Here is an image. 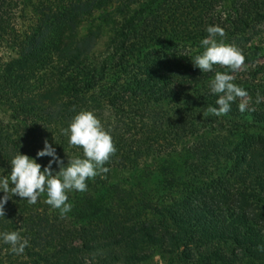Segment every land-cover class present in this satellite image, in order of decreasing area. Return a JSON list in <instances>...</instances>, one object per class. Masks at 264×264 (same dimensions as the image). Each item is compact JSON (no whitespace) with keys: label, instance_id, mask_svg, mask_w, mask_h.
<instances>
[{"label":"trees","instance_id":"obj_1","mask_svg":"<svg viewBox=\"0 0 264 264\" xmlns=\"http://www.w3.org/2000/svg\"><path fill=\"white\" fill-rule=\"evenodd\" d=\"M209 26L242 51L249 75L194 66ZM105 37L104 51L93 52ZM3 46L14 55H0V108L29 140L19 146L0 133V177L14 158L4 142L41 169L51 159L37 157L45 141L64 166L82 158L61 130L91 111L116 153L107 173L86 181L83 197L93 203L108 191L124 208L89 227L56 218L34 227L21 234L29 243L21 255L0 237V264H264V99L256 102L264 97V0H0ZM217 71L248 92L249 110L241 113L238 99L226 115L204 116L218 107L209 87ZM146 159L158 162L154 170ZM139 165L142 175L124 189L110 177ZM133 188L142 198L135 204L126 193ZM25 201L12 197L5 213L41 207ZM13 230L6 224L0 234Z\"/></svg>","mask_w":264,"mask_h":264},{"label":"clouds","instance_id":"obj_2","mask_svg":"<svg viewBox=\"0 0 264 264\" xmlns=\"http://www.w3.org/2000/svg\"><path fill=\"white\" fill-rule=\"evenodd\" d=\"M207 37L200 44L204 48L202 54L196 55L192 60L195 67L201 72H212L214 66L225 68L235 73L245 68V56L234 45L224 43L225 31L219 26H209L206 29ZM221 38L219 41L217 38ZM234 76L228 72L217 71L210 81L212 94H217L216 105L209 106L204 116L209 114L216 117L226 115L233 102L239 99L238 109L241 113L248 109L249 94L242 87L233 83ZM264 99L257 94V103ZM62 135L68 137L71 148L82 150L83 157H74L63 165L55 154V149L44 142V149L37 152V157H51L48 165L41 171V165L27 155L17 154L11 160V172L0 177V217H4V206L13 196L26 200L34 205L42 194H46L45 203L53 210H58L60 218H66L72 205L68 203L67 193L87 191V180L95 179L109 169L104 167L116 153V148L109 131L105 130L101 121L91 111H81L75 115ZM56 163L59 171L53 174L52 164ZM5 244L10 245V251L16 255L24 253L29 246L28 240L22 238L19 232H5L0 234Z\"/></svg>","mask_w":264,"mask_h":264},{"label":"rangeland","instance_id":"obj_3","mask_svg":"<svg viewBox=\"0 0 264 264\" xmlns=\"http://www.w3.org/2000/svg\"><path fill=\"white\" fill-rule=\"evenodd\" d=\"M107 38L108 37L97 39L95 45H92L93 46V52H98V51L103 52L104 49L106 48L107 44H108ZM0 55L3 56L4 58H7V57L10 58L14 54H13V51H11L10 49L5 48V46H3L0 49ZM252 69H253V67H249L247 65V66H245L244 69H242L241 71H238L237 74H239L240 76H246V75H249V72H251ZM259 75L260 74H258L257 76H259ZM1 123H2V125H1ZM9 123H10L9 111H7L6 108L5 109L0 108V133L7 134L9 136L12 135V140H16L18 142L19 146H20L21 142H22V144H26L27 141L29 140L28 136L24 132H21L20 128H18V127H14L12 129V127L7 126V125H10ZM14 135H15V137H14ZM4 145H5V148L9 149L7 152L10 153V156L14 157L13 156L14 152L17 151L18 149H15V150L11 149L9 146L10 145L9 143L4 142ZM21 148L22 147H20V149ZM20 154L21 155H27L30 159L34 158L31 155V153H29V152L26 153V151H20ZM67 158H69V156H67ZM35 161H37V160H35ZM143 162H145V164H147V165H151V167H152L151 170H154V168L158 164V162L155 159L154 160L146 159ZM48 163H49V161L47 160L45 162V165H48ZM67 163L68 162H66L65 166H67ZM143 164L144 163H142V165ZM141 168L142 167L139 165V167L136 170H134L135 168L134 169L132 168L129 170H127V169H112L110 171V177H111V179H113L115 181H119L121 179L119 181V183H120L119 188L124 189L126 187V183L131 182L130 177L132 175H136V174H139L140 176L142 175L141 174ZM43 169H44V167L41 170H43ZM51 170H52L53 174H55L59 171V168L57 167L56 163L52 164ZM125 180H127L126 183H124ZM123 183H124V185H123ZM97 187H98V184L93 183V186L89 190L90 191H92L93 189L95 190ZM87 189H88V186H87ZM78 193H82L80 197H78V195H79ZM83 193H85V192L72 191V192L67 193L68 203H70L72 205V209L67 214L66 218H64V219L60 218V214H59L58 210H53L51 208V206H49L45 203L46 194H44V195H41L38 198L37 203L33 205V206L41 205V207H39L38 209H36L34 211L27 212V214H25L24 216H20L19 214H17V212L13 213L14 215H16V217H14L12 214H10V215H12V216H10L9 213H5L4 217H0V228L4 229V226H6V224L7 225L13 224L14 229H15L13 231L19 232L20 235L21 234L26 235V234L35 232L36 229L34 227L46 229V226L50 222V220H55V218L57 219L56 220L57 223H59L63 227L69 226V224H75L76 226H82V227L83 226L89 227L90 221L92 220L93 217H96V218L108 217V220H109L112 217H114V215H115V213H117V211L124 208V206L119 201H117V199H112L114 197V195L116 196L117 194H111L108 191H104L103 194H101L100 196L97 195L94 199V202L91 203V201L87 197H83ZM126 193L130 196V198H131L130 201L132 204H135V200H134L135 197H136V200H138V201H140L142 199L141 196H135V197L132 196L133 194L134 195L137 194V191L135 188H133L132 191H128ZM162 193H164V191L157 189L154 192V196L159 197ZM13 198H18V197L13 196ZM25 203L27 204V201H25ZM18 204H20V203H18ZM14 205H17V203ZM28 206H32V205L28 204ZM124 212L126 213L125 210H124ZM8 216L14 217V219L12 218L11 220L6 221L5 218ZM43 220L46 221V223H43ZM7 250H10V246ZM13 259H14V257H13ZM3 260H4L5 264H9V262L5 261L7 259H3Z\"/></svg>","mask_w":264,"mask_h":264}]
</instances>
